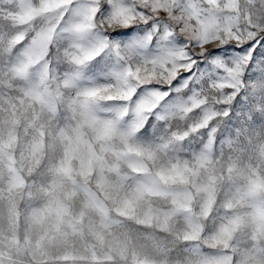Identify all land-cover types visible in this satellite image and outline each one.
Wrapping results in <instances>:
<instances>
[{"label": "snow or ice", "instance_id": "6c2138e0", "mask_svg": "<svg viewBox=\"0 0 264 264\" xmlns=\"http://www.w3.org/2000/svg\"><path fill=\"white\" fill-rule=\"evenodd\" d=\"M0 264H264V0H0Z\"/></svg>", "mask_w": 264, "mask_h": 264}]
</instances>
